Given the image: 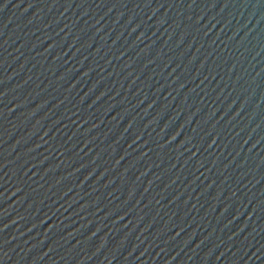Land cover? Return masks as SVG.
<instances>
[{"label":"water","instance_id":"1","mask_svg":"<svg viewBox=\"0 0 264 264\" xmlns=\"http://www.w3.org/2000/svg\"><path fill=\"white\" fill-rule=\"evenodd\" d=\"M0 264H264V0H0Z\"/></svg>","mask_w":264,"mask_h":264}]
</instances>
